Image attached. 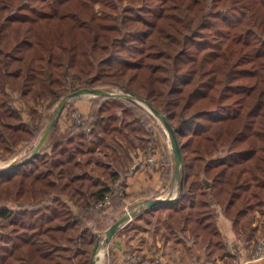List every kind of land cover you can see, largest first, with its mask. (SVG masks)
Segmentation results:
<instances>
[{"label":"trees","instance_id":"1","mask_svg":"<svg viewBox=\"0 0 264 264\" xmlns=\"http://www.w3.org/2000/svg\"><path fill=\"white\" fill-rule=\"evenodd\" d=\"M84 86L122 88L176 134L177 196L135 217L164 210L174 230L237 256L222 213L250 249L251 222L264 216V0H0V149L34 146L56 108L45 109ZM91 101L81 123L62 129L56 117L33 157L0 171V238L10 240L0 263L91 264L101 219L148 195L116 186L154 144L141 106Z\"/></svg>","mask_w":264,"mask_h":264},{"label":"rangeland","instance_id":"2","mask_svg":"<svg viewBox=\"0 0 264 264\" xmlns=\"http://www.w3.org/2000/svg\"><path fill=\"white\" fill-rule=\"evenodd\" d=\"M108 90L110 92H122V93L125 92L122 88L118 86H111L110 88H108ZM72 92L73 91H69L66 95ZM92 97L95 96L80 95V96L70 97L64 104V107L62 108L61 112L56 116L58 117L60 126L63 125L65 127V123L69 121H70L69 126L73 124H79L85 118H87V115L89 114L92 105V101H91ZM136 102L141 106L139 113H141V116L143 117L144 120L143 122H145V124L148 125L149 129L156 135L154 136L155 137L154 144L150 145V147L147 148L146 151L144 152H142L141 149L139 150V152L137 151L138 156L143 155V157H145L144 158L145 163H143V165L147 169V171H152L156 169L157 166L167 165V164H169L168 170L172 171L174 158L170 145V140L166 133L165 128L163 127L159 119L147 109L146 105L138 101ZM17 104L24 111L27 109V106L23 104V102L20 100L17 101ZM46 104L47 101L45 102L43 101V103L42 102L39 103L42 109L43 107H45ZM57 105L58 104H56L52 109H47V110L45 109V113L43 115L52 113L54 109L57 107ZM84 105L87 106L88 113L84 112L85 109ZM25 114L26 113L24 112V115ZM77 119H80V121L77 122ZM39 137L33 143V145L36 144ZM46 140L43 145L46 144ZM33 147L34 146H32V144L30 143L24 146H20L18 150L15 151L16 153L8 152V151L5 152L2 149H0V168L6 166L12 161L18 159L23 160L25 156L28 157ZM100 155L103 156L102 153H100ZM149 156L153 157L154 160L153 164H150L147 161V158ZM136 168H137V163H135L134 161L131 164L130 172H132ZM96 171L98 172L99 169H96ZM119 185H120V189H122L121 194L119 189L118 192L119 195H124L125 193H127L125 187L126 186L125 179H122L121 183L119 182ZM178 187H179V176L177 181L174 182V186L172 187L173 189L172 192L176 193V195L178 193ZM146 192H148L149 194H154L149 191ZM169 193L170 191L167 192V190H163L160 193L154 194L153 197L156 196L164 197L167 196ZM140 198L137 199L129 198L128 200H126L127 201L126 205L119 210V212L115 215L114 219H110V215L112 216L114 213H110V214L107 213V216H105V220L104 218H102L100 224L103 227L107 225V227L105 228L106 230L113 222H115L126 212L129 205L134 204L137 201L141 200ZM135 214H133L130 218H128L119 227V229H121L120 236L123 239L122 249L119 250V252H116L109 249L106 245L101 246L99 250V252L101 253H99L98 256L96 257L95 264H98V262H100V264H110V263L118 264L119 262H121L120 264H125L129 258H134V257L137 259L136 264H160L159 259L161 256L163 255L165 256V254L170 255L168 258H166L167 260L170 259L169 262L165 260V263L168 262L171 264L174 263V259H173L174 254L181 256L182 264H221V263L229 264L234 260L240 262L241 264L243 263L238 256H222V253L224 252L223 249L214 245L210 247L208 245V241H206L204 238L200 236H194L188 231H184L181 233L177 230H174L170 226V224H167V222L164 221L166 215L164 210L158 211L154 214H149V215L144 214L145 217H141V216L135 217ZM1 222L2 224H5L4 221ZM251 225L258 226V230L253 235L251 239V243L249 244L250 249L246 248L247 250L246 254L248 256V259L253 260V253L255 250L253 249V247L256 246L257 240L264 235V216L261 213L255 214L251 222ZM2 228L3 229H1V231L5 233L11 228V226L4 225ZM104 231L101 233L102 238L104 235ZM234 235L236 239L238 238L240 240V243L244 244L242 241L243 238L240 239L241 237L244 236V234H239L237 236L234 233ZM212 240L215 241L214 238H212ZM0 241H1V245L7 246L8 241L10 240L0 238ZM2 251L3 250L1 248L0 254ZM6 252H8V250H6ZM257 261H262V260H257ZM0 264H8V263H0Z\"/></svg>","mask_w":264,"mask_h":264},{"label":"water","instance_id":"3","mask_svg":"<svg viewBox=\"0 0 264 264\" xmlns=\"http://www.w3.org/2000/svg\"><path fill=\"white\" fill-rule=\"evenodd\" d=\"M100 94L130 97V98L146 105L147 109L159 119V121L162 123L163 127L165 128L166 133H167L169 140H170V145H171L173 158H174L173 180H174V182L177 181L178 176H179V172H180V168H181V165L183 162V158H182L181 149H180L176 134L174 132V129L171 127V125L169 124L166 117L160 111H158L156 108H154L152 105L148 104L147 102H145L144 100H142L139 97L133 96L129 93L110 92V91H106V90L99 89V88L82 87V88L77 89L76 91L66 95L65 97H63V99L57 105L52 117L50 118V120L47 123L46 127L44 128L43 132L41 133L38 141L34 145L32 151L29 153L27 159L33 157L40 150V148L42 147V145L44 144V142L48 136V133H49V130L51 128L52 123L54 122L56 116L61 112L62 108L64 107V104L66 103V101L70 97L80 96V95L96 96V95H100ZM23 161L24 160H22V159L12 161L11 163L7 164L6 166L0 168V171H6V170H9L13 167H16L17 165L21 164ZM203 181H204L205 185L210 184V180H207L205 177H203ZM169 200H171L170 196L145 198V199H141V200L137 201L134 204L129 205L126 212L120 218H118L115 222H113L104 231V235H103L102 240L96 246L95 250L92 253L91 264H95V259L99 254L100 247L106 245L111 240V238L113 237L115 232L118 230V228L128 218H130L133 214H135L137 212L144 211V210L149 209V208H151V207H153V206H155L161 202H165V201H169Z\"/></svg>","mask_w":264,"mask_h":264},{"label":"crops","instance_id":"4","mask_svg":"<svg viewBox=\"0 0 264 264\" xmlns=\"http://www.w3.org/2000/svg\"><path fill=\"white\" fill-rule=\"evenodd\" d=\"M84 108H85L84 112L88 113V109L86 105H84ZM69 125H70V121L65 123V127L63 125H61L60 127L62 129H65ZM144 158L145 157H143V155H139L138 157H136L135 163H137V168L134 169L132 172H130L127 177H125V184H126L125 187H126L127 193L128 194H138V193L148 194L147 196L142 197L143 199H145V198H155L153 197V195L156 193H160L163 190H167V192L169 191L172 192L173 191L172 187L174 186V180H173L174 171L172 173V177L166 179L168 175L167 171L169 168V164L157 166L156 169L152 171H147V169L143 165V163H145ZM146 191H149L154 194H149ZM156 197H159V196H156ZM118 212L119 211L115 212L112 216L110 215V219H114L115 215ZM218 227H219L220 232L225 236V238H227L226 240L228 244L230 245L233 253L236 254L243 262L242 264H259L257 260L248 259V256L246 254V251H247L246 248L244 247L242 243H240V240L238 238L236 239L234 235L231 221L227 217H225L222 213H220L218 216ZM120 230L121 229L118 228V230L115 232L111 240L106 244V246L109 249L116 251V252H119V250H121L123 247V239L120 236L121 235ZM169 256H170L169 254H165V256L164 255L161 256L159 259V263L160 264H171V263H168L170 259L168 260L166 259ZM173 259H174L173 264H182V258L180 255L174 254ZM165 260H167L168 262L165 263ZM120 263L121 262H119L118 264Z\"/></svg>","mask_w":264,"mask_h":264},{"label":"built area","instance_id":"5","mask_svg":"<svg viewBox=\"0 0 264 264\" xmlns=\"http://www.w3.org/2000/svg\"><path fill=\"white\" fill-rule=\"evenodd\" d=\"M78 117H79V115H78ZM79 121H80V119H77V122H79ZM147 161L150 164H153V162H154L153 157L149 156L147 158ZM116 186H120L119 182L116 183ZM121 193H122V189H120V194ZM167 196H170L171 199H174V198H176L177 195L174 192H170ZM108 201H109L108 198H106V200L99 203L97 205V207H105L108 204ZM253 260H264V235L262 237H260L256 242L255 250L253 253ZM136 261H137V259L135 257L129 258L125 264H136ZM221 264H224V263H221ZM229 264H241V263L234 260V261L230 262Z\"/></svg>","mask_w":264,"mask_h":264},{"label":"bare ground","instance_id":"6","mask_svg":"<svg viewBox=\"0 0 264 264\" xmlns=\"http://www.w3.org/2000/svg\"><path fill=\"white\" fill-rule=\"evenodd\" d=\"M99 253H101V252H99ZM98 264H100V262H98Z\"/></svg>","mask_w":264,"mask_h":264}]
</instances>
